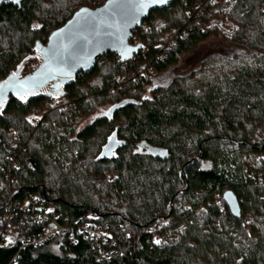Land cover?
Returning a JSON list of instances; mask_svg holds the SVG:
<instances>
[{
	"label": "trees",
	"instance_id": "1",
	"mask_svg": "<svg viewBox=\"0 0 264 264\" xmlns=\"http://www.w3.org/2000/svg\"><path fill=\"white\" fill-rule=\"evenodd\" d=\"M101 4L0 0V80L79 7ZM211 37L222 51L154 85ZM135 38L143 47L130 61L108 53L66 96L13 99L0 113V226L9 211L15 226L0 264H264V0H174ZM111 137L125 144L101 158ZM35 197L34 209L65 226L92 222L100 236L26 245L46 227L21 210Z\"/></svg>",
	"mask_w": 264,
	"mask_h": 264
},
{
	"label": "water",
	"instance_id": "2",
	"mask_svg": "<svg viewBox=\"0 0 264 264\" xmlns=\"http://www.w3.org/2000/svg\"><path fill=\"white\" fill-rule=\"evenodd\" d=\"M173 1L167 0V3L164 4H151L138 16L137 22L127 23V26H125L126 21L120 15H113L114 9L110 6V0H106L103 4L96 7H79L64 24L50 31L45 43H40L37 46L35 52L37 60L29 70L24 69L25 65L23 62L4 79L0 80V83L10 80L12 79V73H16V81L26 84V89L23 93L11 89L7 91L0 113L7 108L13 99L27 102L40 96H49L53 99H60L66 96L67 86L75 82L80 73L90 72L99 59L108 53H117L122 61L131 60L143 47V43L133 44L131 42L133 30L141 25L151 11L166 7ZM84 9H87L88 13L94 14L98 20L107 22L96 30L99 32L98 36L92 28H82L78 24L81 17L85 15L82 12ZM55 34H59V36ZM85 37L91 43H85L82 50L77 49V43ZM98 40L100 43H97ZM65 46L66 50H64ZM54 48H59L63 51V63L48 52V50ZM46 52L48 53L47 55L45 54ZM69 54H72L73 58L71 60L68 59ZM124 144L125 141L111 137L103 146L100 157H113L115 151ZM224 198L229 204L231 211L234 214H238L239 203L234 192L227 190L224 193Z\"/></svg>",
	"mask_w": 264,
	"mask_h": 264
},
{
	"label": "built area",
	"instance_id": "3",
	"mask_svg": "<svg viewBox=\"0 0 264 264\" xmlns=\"http://www.w3.org/2000/svg\"><path fill=\"white\" fill-rule=\"evenodd\" d=\"M131 42L133 44L142 43L139 40V38L132 39ZM175 42H176L175 36H170L167 44L171 45V44H174ZM63 105H64V102L61 100H58L53 103L54 108H59V107H62ZM14 163L15 162L13 161L12 165H14ZM7 175L10 181L14 180V177L11 176V173H8ZM38 202H39V199L35 197L32 203L25 202L21 206V210L24 216L28 219V221L30 222L36 221L37 223L43 222L46 224L45 229L41 231L38 236L34 237L32 241L30 240L25 241L26 245H30V244L39 245L53 237L60 238L61 236L67 234L68 232H69L71 239L76 238L77 233L78 234L83 233L86 237H90L91 239H96L98 238V236H100L101 231L99 228H97L94 225V223L89 222L83 225L81 224L76 225V227L65 226L59 222L58 215L54 213L52 208L42 209V207H39L38 210L34 209L33 207L37 206ZM16 216L18 217L19 215H16ZM12 217H13V213L12 211H9L5 215L2 221V224L0 226V243L2 241V238H11L15 234V226L13 224ZM14 259H16V256H14Z\"/></svg>",
	"mask_w": 264,
	"mask_h": 264
},
{
	"label": "snow or ice",
	"instance_id": "4",
	"mask_svg": "<svg viewBox=\"0 0 264 264\" xmlns=\"http://www.w3.org/2000/svg\"><path fill=\"white\" fill-rule=\"evenodd\" d=\"M14 2L19 4L20 0H14ZM164 3H167V0H110V6L114 9L113 15H120L126 21L125 26H127V23L137 22L138 16L142 14L151 4ZM82 12L85 13V15L81 17L78 24L82 28H92L94 33L98 36L99 32L96 30L107 22L105 20H98L94 14L88 13L87 9L82 10ZM35 27L39 28L40 25H36ZM55 35L59 36V34ZM85 43H91V41H88L85 37L77 43L76 48L82 50ZM97 43H100V41L98 40ZM64 50H66V46ZM129 51H131V49H129ZM48 52H50L54 58L59 59L61 63L64 62L63 51L61 49L54 48L48 50ZM45 54L47 55L48 53L46 52ZM72 58V54H69L68 59L71 60ZM15 77L16 73H12V79L5 80L3 83H0V108L3 107L4 97L9 89L20 93H23L26 89V84L23 82H17ZM110 111L111 109L109 112ZM11 242L12 241L10 240L9 243ZM156 243H160V241H156Z\"/></svg>",
	"mask_w": 264,
	"mask_h": 264
},
{
	"label": "rangeland",
	"instance_id": "5",
	"mask_svg": "<svg viewBox=\"0 0 264 264\" xmlns=\"http://www.w3.org/2000/svg\"><path fill=\"white\" fill-rule=\"evenodd\" d=\"M99 1L103 4L106 0ZM220 51H222L221 41L216 37L209 38L205 42L199 44L195 49L183 54L180 57V61L178 64L171 66L161 74L155 76L154 85H167L174 79L175 76L186 75L190 73L192 70L199 68L201 66L202 60L208 55ZM36 60V57L29 60V63L26 65L25 70H29ZM109 108V105L101 107L96 113L88 117L81 124L80 128L90 124L95 118L101 117L102 115L108 113Z\"/></svg>",
	"mask_w": 264,
	"mask_h": 264
}]
</instances>
